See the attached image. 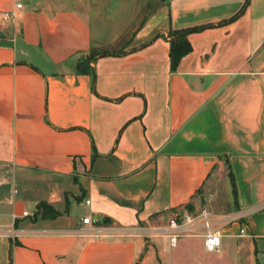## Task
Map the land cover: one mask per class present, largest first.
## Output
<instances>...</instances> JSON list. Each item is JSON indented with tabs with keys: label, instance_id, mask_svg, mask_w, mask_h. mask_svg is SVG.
<instances>
[{
	"label": "crops",
	"instance_id": "0c3cea01",
	"mask_svg": "<svg viewBox=\"0 0 264 264\" xmlns=\"http://www.w3.org/2000/svg\"><path fill=\"white\" fill-rule=\"evenodd\" d=\"M246 2L0 0V264H264V0ZM218 173L221 248L201 226L171 244Z\"/></svg>",
	"mask_w": 264,
	"mask_h": 264
},
{
	"label": "built area",
	"instance_id": "2783aa9c",
	"mask_svg": "<svg viewBox=\"0 0 264 264\" xmlns=\"http://www.w3.org/2000/svg\"><path fill=\"white\" fill-rule=\"evenodd\" d=\"M15 9L20 10L25 6L26 0H14ZM14 15V11H5L3 17L9 19ZM91 200L87 199L86 203L90 204ZM24 215H30L29 211H25ZM226 218L229 221L236 220L237 217L228 215H217L207 207H202L199 211H184L181 213H174L168 219V223L164 228L171 244L175 245L179 239L184 236L196 234L198 226L202 227L200 235L204 237L205 247L208 251H218L222 244L221 221ZM82 221L86 224L92 223L90 216H84ZM240 233L246 234L245 227H241Z\"/></svg>",
	"mask_w": 264,
	"mask_h": 264
},
{
	"label": "trees",
	"instance_id": "16d2710c",
	"mask_svg": "<svg viewBox=\"0 0 264 264\" xmlns=\"http://www.w3.org/2000/svg\"><path fill=\"white\" fill-rule=\"evenodd\" d=\"M249 2L247 0L246 4ZM237 17V16H236ZM234 17L233 19H235ZM232 19V20H233ZM198 28H187V29H180V30H175L173 33L176 34V37L171 41V50H170V55H171V60H172V67L176 68L181 60V58L189 53L192 50V45L189 39L187 38V35L191 32L197 31ZM98 53L102 54H109L112 53L111 50H104ZM97 54V53H95ZM39 210L42 212L43 216H56L59 214L57 210L53 208L50 204L43 202L39 204ZM38 214H36L37 216Z\"/></svg>",
	"mask_w": 264,
	"mask_h": 264
},
{
	"label": "rangeland",
	"instance_id": "374dc122",
	"mask_svg": "<svg viewBox=\"0 0 264 264\" xmlns=\"http://www.w3.org/2000/svg\"><path fill=\"white\" fill-rule=\"evenodd\" d=\"M93 22H94V25H96L94 19H93ZM97 26H95V29L97 30L96 28ZM108 27H109V30L110 32L109 33H112V29H113V23H110L108 24ZM219 176L217 177V181H215V183H213V185L211 186L210 188V192H206L207 190V187L205 189H203L199 194L201 195L202 197V200H203V205L204 207H207L209 209H211L210 207H212V205L215 207H221L222 208H225L228 204H227V185L229 184L230 182V178L229 179V182H226L227 181V178H226V181L222 179V176L226 175V173H218ZM224 178V177H223ZM231 186V184H230ZM225 206V207H224Z\"/></svg>",
	"mask_w": 264,
	"mask_h": 264
}]
</instances>
